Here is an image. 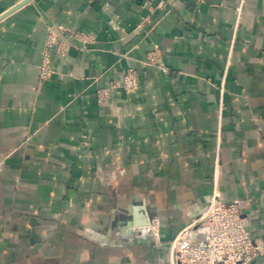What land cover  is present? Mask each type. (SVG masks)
Returning a JSON list of instances; mask_svg holds the SVG:
<instances>
[{"label":"crops","instance_id":"0c3cea01","mask_svg":"<svg viewBox=\"0 0 264 264\" xmlns=\"http://www.w3.org/2000/svg\"><path fill=\"white\" fill-rule=\"evenodd\" d=\"M51 24L96 40L54 52L39 86ZM129 67L139 88L99 104ZM216 177L264 240V0H31L0 19V264H170L182 230L208 231Z\"/></svg>","mask_w":264,"mask_h":264},{"label":"built area","instance_id":"2783aa9c","mask_svg":"<svg viewBox=\"0 0 264 264\" xmlns=\"http://www.w3.org/2000/svg\"><path fill=\"white\" fill-rule=\"evenodd\" d=\"M95 40V35L89 32L61 24L49 25L39 66L38 85L42 86L55 72L54 52L66 55L73 47L74 41H79L87 47ZM161 62L160 48L155 47L148 52L146 64L157 65ZM139 77L135 67L127 68L125 73L111 81L108 87L98 90V103H106L112 89L134 92L139 88ZM195 221L203 222L208 227L204 238L200 242H194L188 234L189 228L182 230L171 242L170 264H251L264 255V240L252 236L238 202L223 200L217 177L209 207L205 214ZM141 229L151 230L155 238H159L157 220L150 221Z\"/></svg>","mask_w":264,"mask_h":264},{"label":"water","instance_id":"95a60500","mask_svg":"<svg viewBox=\"0 0 264 264\" xmlns=\"http://www.w3.org/2000/svg\"><path fill=\"white\" fill-rule=\"evenodd\" d=\"M28 1H31V0H23L22 2H19L17 5H15L13 8H11L10 10H8L7 13H5L3 16H0V19L2 17H4L5 15L11 13L12 11H14L15 9H17L18 7L22 6L23 4L27 3Z\"/></svg>","mask_w":264,"mask_h":264}]
</instances>
